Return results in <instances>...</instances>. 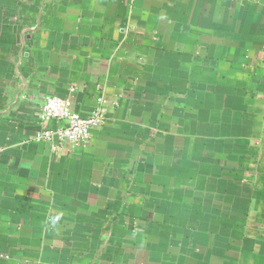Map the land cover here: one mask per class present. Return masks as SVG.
Returning <instances> with one entry per match:
<instances>
[{
	"label": "crops",
	"instance_id": "crops-1",
	"mask_svg": "<svg viewBox=\"0 0 264 264\" xmlns=\"http://www.w3.org/2000/svg\"><path fill=\"white\" fill-rule=\"evenodd\" d=\"M0 264H264V0H0Z\"/></svg>",
	"mask_w": 264,
	"mask_h": 264
},
{
	"label": "built area",
	"instance_id": "built-area-1",
	"mask_svg": "<svg viewBox=\"0 0 264 264\" xmlns=\"http://www.w3.org/2000/svg\"><path fill=\"white\" fill-rule=\"evenodd\" d=\"M43 121H61L63 127L55 132H45L42 137H57L60 142L68 141L72 145H86L92 138V130L104 123L100 112L85 117L73 111L69 99L58 96L48 97L40 115Z\"/></svg>",
	"mask_w": 264,
	"mask_h": 264
}]
</instances>
